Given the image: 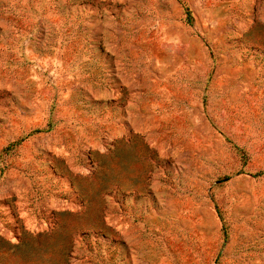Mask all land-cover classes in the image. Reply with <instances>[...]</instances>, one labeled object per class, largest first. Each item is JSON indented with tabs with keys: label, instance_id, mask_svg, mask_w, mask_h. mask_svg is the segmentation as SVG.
<instances>
[{
	"label": "rangeland",
	"instance_id": "rangeland-1",
	"mask_svg": "<svg viewBox=\"0 0 264 264\" xmlns=\"http://www.w3.org/2000/svg\"><path fill=\"white\" fill-rule=\"evenodd\" d=\"M0 264H264V0H0Z\"/></svg>",
	"mask_w": 264,
	"mask_h": 264
},
{
	"label": "trees",
	"instance_id": "trees-1",
	"mask_svg": "<svg viewBox=\"0 0 264 264\" xmlns=\"http://www.w3.org/2000/svg\"><path fill=\"white\" fill-rule=\"evenodd\" d=\"M187 14H188V19H190L191 18L190 12L188 11Z\"/></svg>",
	"mask_w": 264,
	"mask_h": 264
}]
</instances>
